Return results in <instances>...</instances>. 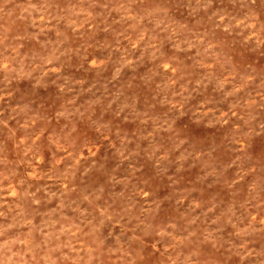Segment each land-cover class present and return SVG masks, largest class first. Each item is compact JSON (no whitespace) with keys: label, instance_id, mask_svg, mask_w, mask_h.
<instances>
[{"label":"rangeland","instance_id":"rangeland-1","mask_svg":"<svg viewBox=\"0 0 264 264\" xmlns=\"http://www.w3.org/2000/svg\"><path fill=\"white\" fill-rule=\"evenodd\" d=\"M0 264H264V0H0Z\"/></svg>","mask_w":264,"mask_h":264}]
</instances>
